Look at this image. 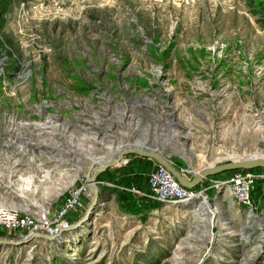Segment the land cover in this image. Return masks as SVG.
Returning <instances> with one entry per match:
<instances>
[{
    "label": "rangeland",
    "instance_id": "rangeland-1",
    "mask_svg": "<svg viewBox=\"0 0 264 264\" xmlns=\"http://www.w3.org/2000/svg\"><path fill=\"white\" fill-rule=\"evenodd\" d=\"M263 17L264 0H13L0 74V205L52 214L125 143L193 170L264 156ZM19 63L26 77L12 74ZM151 166L130 161L117 178L140 180ZM252 169L250 208L229 204L224 186L211 211L197 200L139 208L105 187L84 217L91 196H82L55 237L0 226L12 240L0 242V264H264V167ZM18 175L25 198L6 186Z\"/></svg>",
    "mask_w": 264,
    "mask_h": 264
},
{
    "label": "built area",
    "instance_id": "built-area-1",
    "mask_svg": "<svg viewBox=\"0 0 264 264\" xmlns=\"http://www.w3.org/2000/svg\"><path fill=\"white\" fill-rule=\"evenodd\" d=\"M23 6V2H20ZM6 55L2 54L0 57V74L4 73V67ZM26 77L29 74V68H23V65L19 63L16 65V71L12 74ZM125 159V157H124ZM123 159V160H124ZM178 169L185 174L191 173L194 170L187 167H178ZM257 174L251 168H236L232 169L230 174L225 178H219L214 176L205 177L199 186L189 188L182 186L178 183L172 173L164 166L156 164L155 167L150 169L146 175V189L141 190L135 186L125 187L124 189L144 197L148 200L160 202L162 204H176L189 200H197V207L203 201H207L210 204L208 208H202L203 210L211 211L213 205L210 202V195L207 192L208 188L214 187L220 189L222 186L229 188L234 200L245 207H252L253 202L251 198V192L255 186V180ZM19 178V176H17ZM7 179L6 186L14 193L16 191L15 186L21 180L20 178ZM12 186V188L10 187ZM82 196H91L88 181L84 185L72 188L63 197L61 204H59L54 213L51 214L49 208L46 206L17 208L14 206L0 205V226L7 228H27L31 231H47L54 232L57 229V225H62L66 222L64 216L76 208L82 205Z\"/></svg>",
    "mask_w": 264,
    "mask_h": 264
},
{
    "label": "water",
    "instance_id": "water-1",
    "mask_svg": "<svg viewBox=\"0 0 264 264\" xmlns=\"http://www.w3.org/2000/svg\"><path fill=\"white\" fill-rule=\"evenodd\" d=\"M127 154H135L143 157L152 158L157 164L164 166L169 170L179 184L185 187L193 188L199 184L205 177L211 176L216 173H220L225 170L236 169V168H254L264 167V156L263 155H242L237 158H229L227 161H221L217 163H204V165L193 171L192 175H186L182 173L173 163L158 149L152 147L142 146L137 142L125 143L120 145L115 150L107 152L102 155L101 158L96 161L91 169V173L88 179L89 189L91 191V200L87 204L84 211V215L89 211L92 204L98 197V175L100 172L105 170L107 167L117 164L119 161L124 159ZM76 221L69 227L75 226ZM62 229V228H60ZM58 233H47L44 231H31L29 237L39 236L41 238H52L57 236ZM11 239L0 237V242H11Z\"/></svg>",
    "mask_w": 264,
    "mask_h": 264
},
{
    "label": "crops",
    "instance_id": "crops-1",
    "mask_svg": "<svg viewBox=\"0 0 264 264\" xmlns=\"http://www.w3.org/2000/svg\"><path fill=\"white\" fill-rule=\"evenodd\" d=\"M124 157H125L124 160L119 161L115 165L107 167L105 170H103L102 172L99 173L98 182H97L98 192L101 193L103 190H105V187L106 188L110 187V189H113V190H115L117 192H120L121 194H126V195L130 196L131 201L134 204V206H137L139 208L142 207V208H145V209H154V208L156 209V208H158V206H161L162 203H160V202L153 201V200H148V199H146L144 197L138 196V195H136V194L124 189L125 187L135 186V187H137V188H139L141 190H145L146 189V175H147V172L150 169H152L153 167H155V165L157 164L155 162V160H153L152 158L143 157V156H139V155H135V154H127ZM130 161H151L152 166L147 168V169L141 170L142 171L141 174H143V177L140 180H137V181H132V180L124 181L122 179L117 178V175H122V173L125 174L126 167H127L128 163ZM178 167H180V166H178ZM230 172L231 171L222 172L223 176L219 177V178H225L226 176H228L230 174ZM107 173H112V174H115L116 176L113 177V178H105L103 174H107ZM132 173L133 172L131 171L130 175H132ZM192 174H193L192 172H191V174L189 173V176L192 175ZM130 177L132 178V176H130ZM199 184H197L195 187L199 186ZM225 188H227V187H225ZM218 191L219 190L214 188V187H210L207 190V192L210 195V198L213 200L214 203H215L214 200L217 198L216 196H218ZM228 201H230L229 204H231L233 206H236L238 208L243 206V205H239L234 200L232 194L229 196V200ZM214 206H216V205H214ZM80 208L81 207L76 208V209L68 212L64 216V219L67 220V221H70L71 218L74 217L73 215L76 214V210H80Z\"/></svg>",
    "mask_w": 264,
    "mask_h": 264
},
{
    "label": "trees",
    "instance_id": "trees-1",
    "mask_svg": "<svg viewBox=\"0 0 264 264\" xmlns=\"http://www.w3.org/2000/svg\"><path fill=\"white\" fill-rule=\"evenodd\" d=\"M13 0H0V57L3 54L2 49H4V52L6 54L10 53V48H9V44H10V39L9 37H7V35L3 32V28L5 26V22H6V14H7V10L10 6V3ZM260 21V25L264 28V17L263 19L258 20ZM16 66H14L15 68ZM9 71V70H8ZM178 168V166H177ZM252 169V168H251ZM230 170H225L227 171H231ZM222 171V172H225Z\"/></svg>",
    "mask_w": 264,
    "mask_h": 264
},
{
    "label": "bare ground",
    "instance_id": "bare-ground-1",
    "mask_svg": "<svg viewBox=\"0 0 264 264\" xmlns=\"http://www.w3.org/2000/svg\"><path fill=\"white\" fill-rule=\"evenodd\" d=\"M141 145V144H140ZM19 176V178L20 179H22V177L20 176V175H18ZM21 181V180H20ZM19 181V182H20ZM22 181H23V184H24V180L22 179ZM18 182V184L15 186V188H16V191H15V193H16V195L17 196H19V197H21V198H25V197H22L21 195H20V192H21V185H22V183L20 184ZM26 183V182H25ZM26 185V184H25ZM35 189V188H34ZM35 201V200H34ZM31 202V201H30ZM204 202H207V201H203L202 203H200L199 204V208L202 206V204L204 203ZM31 204H33V205H35L34 203H33V201L31 202ZM204 204H206V203H204ZM207 204H209V203H207ZM210 205V204H209ZM35 206H38L39 207V205H35ZM43 206V205H42ZM66 223V222H65ZM51 233H58V232H51Z\"/></svg>",
    "mask_w": 264,
    "mask_h": 264
}]
</instances>
